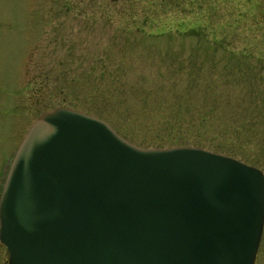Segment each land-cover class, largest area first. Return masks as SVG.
Instances as JSON below:
<instances>
[{
  "label": "rangeland",
  "instance_id": "obj_1",
  "mask_svg": "<svg viewBox=\"0 0 264 264\" xmlns=\"http://www.w3.org/2000/svg\"><path fill=\"white\" fill-rule=\"evenodd\" d=\"M57 106L137 145L200 146L264 175V0H0V178ZM260 238L259 263L264 225Z\"/></svg>",
  "mask_w": 264,
  "mask_h": 264
},
{
  "label": "water",
  "instance_id": "obj_2",
  "mask_svg": "<svg viewBox=\"0 0 264 264\" xmlns=\"http://www.w3.org/2000/svg\"><path fill=\"white\" fill-rule=\"evenodd\" d=\"M263 221L256 166L67 106L30 125L0 193L9 264H253Z\"/></svg>",
  "mask_w": 264,
  "mask_h": 264
},
{
  "label": "flooded vegetation",
  "instance_id": "obj_3",
  "mask_svg": "<svg viewBox=\"0 0 264 264\" xmlns=\"http://www.w3.org/2000/svg\"><path fill=\"white\" fill-rule=\"evenodd\" d=\"M2 173H3V171H2ZM1 247L3 248L4 251H6V257L3 258V263L5 262V264H9L8 263V252H7L6 246L0 241V248ZM258 257L259 256H258V251H257L253 264H264V256H263V258L261 260V263H259V258Z\"/></svg>",
  "mask_w": 264,
  "mask_h": 264
}]
</instances>
